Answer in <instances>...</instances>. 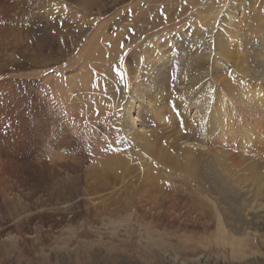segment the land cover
<instances>
[{"label": "rangeland", "instance_id": "rangeland-1", "mask_svg": "<svg viewBox=\"0 0 264 264\" xmlns=\"http://www.w3.org/2000/svg\"><path fill=\"white\" fill-rule=\"evenodd\" d=\"M262 25L264 0H0V264H264Z\"/></svg>", "mask_w": 264, "mask_h": 264}, {"label": "bare ground", "instance_id": "bare-ground-1", "mask_svg": "<svg viewBox=\"0 0 264 264\" xmlns=\"http://www.w3.org/2000/svg\"><path fill=\"white\" fill-rule=\"evenodd\" d=\"M240 7H241V5H240ZM173 15V14H172ZM150 19V17H148V19L147 20H145L144 22V24H143V26L142 27H144L145 28V26H147V25H149V24H152V22L149 20ZM153 19V21H154V19H155V17L154 18H151V20ZM156 20V19H155ZM214 26V25H213ZM262 30L264 29V25H262ZM261 30V31H262ZM263 32V31H262ZM103 34L102 33H99V31H98V33L96 34V35H94V38L92 37V41L89 43L90 44V47H89V50H88V54L86 53V56H85V61L88 59L89 61L90 60H94V59H98L100 56H102V54L104 53L103 51H104V45L103 44H99V40H101L102 38H103V36H102ZM118 38V37H117ZM120 39H122V38H120ZM103 41H105V38H103L102 39ZM263 40V39H262ZM116 43H117V40H116ZM264 44V43H263ZM117 49H119V48H117ZM107 50H109V49H107ZM115 51L116 50H114V51H112V52H114L115 53ZM117 52V51H116ZM109 53V52H108ZM225 54V53H224ZM231 54H232V52L230 51V53H229V56H227L228 58H230L231 57ZM105 55H107V54H105ZM108 56V55H107ZM101 58V57H100ZM115 61V60H114ZM152 61V60H151ZM242 61H244L243 59H242ZM101 63H103L102 61H101ZM113 68V67H112ZM89 74L87 75V78H85L84 77V79H83V84H85L86 85V83L87 82H89V80L91 79V77H90V79H89ZM135 78H136V74L134 75V76H132V80H135ZM223 79V78H222ZM137 86V87H136ZM233 87V86H232ZM138 91L139 90V84L138 85H133V92L135 93V91ZM231 91V90H230ZM139 93V92H138ZM236 95V94H235ZM128 106V105H127ZM130 110V109H129ZM136 112H138V110H135ZM128 113H132V111L130 110ZM190 122V121H189ZM127 124H130V126H126V128H127V131H130V129L131 130H133L134 132H137V135L139 136V140L141 141L139 144L140 145H142L143 147H144V149H146L147 151H148V153L150 152V154H153V152H154V150H152V151H150V146H151V144H150V141H151V137H150V133H141L140 134V132H139V129L136 131V129H137V127H136V125H135V121L134 122H132L131 123V119L130 118H128V121L126 122ZM193 125V124H192ZM195 132V131H194ZM132 133V132H131ZM140 134V135H139ZM187 134H190V132L189 133H187ZM186 134V135H187ZM190 136V135H189ZM188 136V137H189ZM187 137V138H188ZM136 138V137H135ZM200 138V137H199ZM181 140V139H180ZM188 140V139H187ZM225 140V139H224ZM178 141V140H177ZM183 141V140H182ZM186 141V140H185ZM173 143H177L176 142V140L173 142ZM180 143H182V142H180ZM157 146H158V144H156ZM177 145V144H176ZM173 146V145H172ZM177 147V146H176ZM159 148H160V150H161V152H159V153H154V154H161V155H163L162 156V158L160 159V158H158V159H160L161 161H162V163H165V161L167 162V159H168V152H169V147H167V149L166 148H164V147H162V146H159ZM114 153H116V152H113V153H111L112 155H115ZM120 153V152H119ZM117 155H120V154H117ZM160 155V156H161ZM113 158H116V157H113ZM230 158V157H229ZM245 162V161H244ZM166 164V163H165ZM209 165L206 163L205 165H204V167H208ZM205 169H207V168H205ZM193 171L192 172H194L195 173V171H194V169H192ZM263 174V173H262ZM261 174V175H262ZM253 175V174H252ZM251 176V175H250ZM144 183V182H143ZM259 197V196H258ZM199 198V197H198ZM252 205V204H251ZM250 205V209H251V212L253 213L250 217L253 219L254 217H257L255 220H257L258 218H264V201L263 202H258V204L256 203V204H254V205H252L251 206ZM248 208V207H247ZM248 212H250V211H248ZM262 221V220H261Z\"/></svg>", "mask_w": 264, "mask_h": 264}]
</instances>
